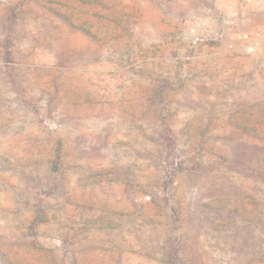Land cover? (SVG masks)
Masks as SVG:
<instances>
[{
	"label": "rangeland",
	"instance_id": "obj_1",
	"mask_svg": "<svg viewBox=\"0 0 264 264\" xmlns=\"http://www.w3.org/2000/svg\"><path fill=\"white\" fill-rule=\"evenodd\" d=\"M262 160L264 0H0V264H264Z\"/></svg>",
	"mask_w": 264,
	"mask_h": 264
},
{
	"label": "trees",
	"instance_id": "obj_2",
	"mask_svg": "<svg viewBox=\"0 0 264 264\" xmlns=\"http://www.w3.org/2000/svg\"><path fill=\"white\" fill-rule=\"evenodd\" d=\"M4 54H5L4 56L6 58L10 55V50L7 48V46H6V49L4 51ZM262 161H264V160H262ZM172 212L174 213L175 210ZM166 260H167L168 264H182V263H179L180 261L177 259L176 252L174 250L167 252Z\"/></svg>",
	"mask_w": 264,
	"mask_h": 264
}]
</instances>
